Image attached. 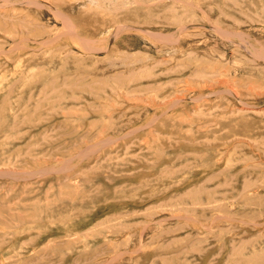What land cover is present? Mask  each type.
Masks as SVG:
<instances>
[{"label":"rangeland","instance_id":"374dc122","mask_svg":"<svg viewBox=\"0 0 264 264\" xmlns=\"http://www.w3.org/2000/svg\"><path fill=\"white\" fill-rule=\"evenodd\" d=\"M0 264H264V0H0Z\"/></svg>","mask_w":264,"mask_h":264}]
</instances>
